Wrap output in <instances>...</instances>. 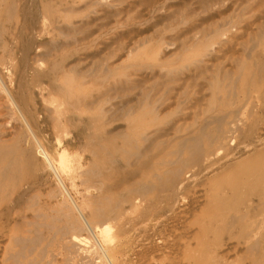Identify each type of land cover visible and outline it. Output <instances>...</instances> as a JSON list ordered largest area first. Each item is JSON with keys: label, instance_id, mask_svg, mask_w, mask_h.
Here are the masks:
<instances>
[{"label": "rangeland", "instance_id": "obj_1", "mask_svg": "<svg viewBox=\"0 0 264 264\" xmlns=\"http://www.w3.org/2000/svg\"><path fill=\"white\" fill-rule=\"evenodd\" d=\"M13 1L0 264H264V0ZM147 165L170 183L138 189ZM101 187L122 199L111 229L86 203Z\"/></svg>", "mask_w": 264, "mask_h": 264}, {"label": "bare ground", "instance_id": "obj_2", "mask_svg": "<svg viewBox=\"0 0 264 264\" xmlns=\"http://www.w3.org/2000/svg\"><path fill=\"white\" fill-rule=\"evenodd\" d=\"M1 1L3 3V7H1L2 9L4 8L5 11H7V12H15L16 11L17 6H16L15 1H13V0H11V1L10 0H1ZM56 90H57L58 94L60 96H62L66 101H68L70 99L74 100V98L76 97V93L74 91H72L71 89H69L65 80H63L62 84L59 85V87ZM15 97L16 96L14 95L12 97V99H13V101L16 102ZM204 134L205 133H203V135ZM206 136H208L207 132H206ZM204 141H206L205 138H200L197 141L190 142L189 145H187L184 148V150L182 151L181 157L183 156V154L193 155L196 152H198L197 149H198L199 145H201L200 143L201 142L203 143ZM16 147H17V145L14 147V149ZM5 149H7V147H4V146L0 147V152L2 153V155H3V151H5ZM40 152H41V156L45 160H47L50 163V165H53V160H55L56 164L58 165V167L61 170H63V168L65 169L67 167V165L65 164V161L61 160L57 155H56L57 157H54L47 150H43ZM185 160L186 159H184L183 162L180 161L181 167L183 166V164H185ZM19 161L20 160L18 158L14 160L13 168H14V165L17 167L19 166ZM166 168H167V166H163V167H160L158 169L152 165L145 166L144 170L142 171L141 175L138 178L137 185H136L137 188L138 189L145 188L149 184V181L151 179H153L154 177H157V175L160 178V180L158 181L159 184L164 185V184L170 183L171 180L169 178H165L163 176V173H164ZM67 169H69V168H67ZM13 172L14 171L11 170L10 167H9V169L6 168L5 171L0 172V180H5L7 183H10V184L13 183V185H15L16 183H15ZM94 172H95V170L91 169L88 171V174L91 175ZM99 190L102 193L99 196L93 198L92 200L86 201V203H89L92 206L91 217L98 222L97 227L104 228V229H111L109 222L111 220L119 218V215L122 211V208H121L122 199H121V196L120 197L116 196V193L111 188L107 189L106 187H101ZM70 227L73 230H77L79 228V225L72 223L70 225ZM99 240L101 242H107V240H109L108 233L107 234L102 233L99 237Z\"/></svg>", "mask_w": 264, "mask_h": 264}]
</instances>
